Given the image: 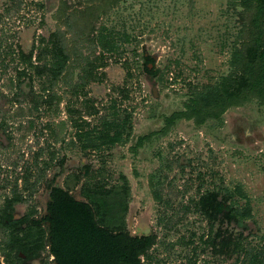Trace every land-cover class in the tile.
Masks as SVG:
<instances>
[{
  "label": "rangeland",
  "instance_id": "obj_1",
  "mask_svg": "<svg viewBox=\"0 0 264 264\" xmlns=\"http://www.w3.org/2000/svg\"><path fill=\"white\" fill-rule=\"evenodd\" d=\"M111 33L118 49L104 52ZM56 42L70 60L51 82L37 68ZM222 82L219 105L195 96ZM115 116L121 141L85 150L74 121L101 130ZM53 184L81 201L102 188L104 228L153 237L142 264H264V0H0L2 248L23 234L54 264L48 224L32 223ZM203 196L226 211L209 220Z\"/></svg>",
  "mask_w": 264,
  "mask_h": 264
},
{
  "label": "trees",
  "instance_id": "obj_2",
  "mask_svg": "<svg viewBox=\"0 0 264 264\" xmlns=\"http://www.w3.org/2000/svg\"><path fill=\"white\" fill-rule=\"evenodd\" d=\"M112 34H109V39L106 36H102L100 39L104 52L111 53L118 49L117 43L119 42L110 38ZM128 40V36L125 35L119 39L121 42H128ZM53 48L50 66L45 65L43 68H37V74L40 76L49 74L52 77L51 82L63 75L70 60L61 43L56 42ZM32 58L27 60L29 65ZM40 59L41 57H39V61ZM150 64L154 66L155 60L146 58V72L157 76L158 72L152 70ZM259 86L258 84L248 86L249 95L254 92L260 94L261 86ZM197 91L195 96L198 97V100H202L210 107L219 105L223 102L224 97L230 95V87L226 82L205 86ZM69 112L73 118L74 111L70 109ZM74 126L79 130L77 138L85 150H100L107 145H115L121 141L123 133L126 132V121H120L117 116L112 121H103L101 130L84 131L80 129L81 126L76 121H74ZM38 155L41 156V154ZM102 191L103 189L100 187H93L86 192L84 197L88 203L76 201L62 189L53 191V201L49 205L50 241L52 253L59 264H142L141 256H146L147 251L154 244L152 236L133 237L124 232H115L117 228L114 231L109 230L110 225H108V229L102 226L107 225L106 219L103 217V214H106L107 203L103 196H100ZM225 204L218 202L216 198L203 196L198 208L205 217L214 220L218 214H223L226 211ZM232 212H234L233 218H236V211ZM98 217L104 219L100 221L102 224L98 223ZM11 219L12 216L4 218L9 221Z\"/></svg>",
  "mask_w": 264,
  "mask_h": 264
},
{
  "label": "flooded vegetation",
  "instance_id": "obj_3",
  "mask_svg": "<svg viewBox=\"0 0 264 264\" xmlns=\"http://www.w3.org/2000/svg\"><path fill=\"white\" fill-rule=\"evenodd\" d=\"M55 189H62V188L58 187L55 184L49 187L50 201L47 205V215L40 220L32 219L33 224H37V225L43 224L44 225L47 223L48 228H51V222L49 219L50 218L49 217L50 216L49 205L53 201L52 193ZM62 190L65 191L64 189ZM65 192H67L73 199H75L78 202L88 203L87 199L86 201L77 200L68 191H65ZM12 195L5 199V202H4L5 212L3 214L4 216L3 218H5V216H12V219L10 221L9 220H5V221H6L7 226L11 227L12 230L14 231L16 228L20 227L21 224H19V222H21L24 218L23 217L19 219L17 218V215L15 213V209L17 205L15 203H20L21 199H19L20 197H15L16 194H12ZM143 237H146V236H143ZM40 249H42L41 244L34 243L33 245L31 241L27 240V238L24 237L23 234H20V237L19 235L14 234L9 239L7 246H3L2 248V246L0 245V264H17V263L20 264V262H24L25 264H41L40 261H42L44 258H42V256L36 257L38 256L37 253ZM49 253L52 256V261L54 262V264H59L57 261V258L52 253V247H50Z\"/></svg>",
  "mask_w": 264,
  "mask_h": 264
}]
</instances>
